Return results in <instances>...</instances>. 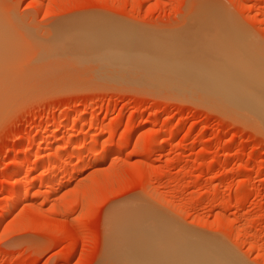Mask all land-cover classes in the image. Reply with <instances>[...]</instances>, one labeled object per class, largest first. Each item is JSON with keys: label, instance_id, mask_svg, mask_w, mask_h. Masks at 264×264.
Returning <instances> with one entry per match:
<instances>
[{"label": "rangeland", "instance_id": "rangeland-1", "mask_svg": "<svg viewBox=\"0 0 264 264\" xmlns=\"http://www.w3.org/2000/svg\"><path fill=\"white\" fill-rule=\"evenodd\" d=\"M0 15L10 35L0 33V264H123L118 247L141 235L139 221L150 234L163 221L240 264H264V125L191 80L198 68L216 87L225 54L224 67L248 66L242 48L264 50V0H0ZM225 18L244 33L241 50L236 37L225 41ZM123 41L149 48L133 55ZM191 56L201 62L187 65ZM45 128L56 130L39 149Z\"/></svg>", "mask_w": 264, "mask_h": 264}, {"label": "bare ground", "instance_id": "bare-ground-1", "mask_svg": "<svg viewBox=\"0 0 264 264\" xmlns=\"http://www.w3.org/2000/svg\"><path fill=\"white\" fill-rule=\"evenodd\" d=\"M200 3V2H199ZM207 6V5H206ZM203 7V6H202ZM222 18V17H221ZM218 19V18H217ZM220 19V18H219ZM229 19V18H228ZM228 19H226L225 18V20L223 21V23L224 22H228V25H229V20ZM0 22H2L3 21V19H1V15H0ZM222 20V19H221ZM6 22V21H5ZM221 22V21H220ZM3 23V22H2ZM2 23H1V26H2ZM222 23V22H221ZM232 22H231V20H230V27L229 28H231V30H229L228 32H231V31H233L232 29H234V31L235 30H237V28L235 27V28H233V27H231L232 25ZM223 25V24H222ZM224 25H227L226 23H224ZM227 25V26H228ZM235 25V24H234ZM5 27V26H4ZM3 27V32H0L1 33V35H2V37L3 38H8L7 36H10V35H8V34H5V33H7L5 30H7L6 29V27L4 28ZM224 27V26H223ZM185 29V28H184ZM224 29V28H223ZM8 30H9V28H8ZM224 30H228V28L227 27H225V29ZM223 30V31H224ZM10 31H12V30H10ZM114 32H116V31H114ZM121 32V31H120ZM122 32H125V31H122ZM122 32L120 33V35L122 34ZM180 32V31H179ZM237 32H241V31H238L237 30ZM237 32H235L234 34L236 35V36H234V34H232L233 32H231L229 35L226 33V32H224V34H223V36L224 37H226L227 35V37H226V40L225 41H231L230 40V38H232V37H236L235 39L234 38H232V39H234L233 41L237 44L238 42V45L237 46H240V48H239V50H241V48H242V46H244L243 45V42H244V44L246 43V40H239V37H242L243 39H245L244 37H243V35L241 36V34L243 33H239V34H237ZM2 33H4V34H2ZM126 33H129V32H126ZM125 33V34H126ZM181 33V32H180ZM131 34H134V33H130V35ZM227 34V35H226ZM244 34V33H243ZM124 35V33L121 35V36H123ZM130 35H128V37L130 36ZM137 34H135V36H136ZM233 35V36H232ZM5 36V37H4ZM121 36H119V37H121ZM132 36H134V35H132ZM230 36V37H229ZM125 37H126V35H125ZM246 37V36H245ZM127 38V37H126ZM135 38V37H134ZM121 39H123V38H121ZM129 38H127V40H128ZM132 39V38H131ZM131 39H129V40H131ZM145 39V38H144ZM246 39H248V38H246ZM118 40H119V38H118ZM223 40H224V38H223ZM134 41H136V40H134ZM248 41H249V39H248ZM121 42V41H120ZM128 42V41H127ZM224 42V41H223ZM242 42V43H241ZM0 43H2V42H0ZM226 43V42H225ZM241 43V44H240ZM248 43H251L252 45H254V46H256V44L255 43H253V42H248ZM131 44H134V43H131ZM131 44H126L125 43V45H124V41L122 42V45H124L123 47H122V51L124 52V48L125 47H127L126 49H128V50H131V52L133 53V55H134V49H143V51L141 50V52L142 53H140V51L139 50H136L137 52H139V53H136V55H139V54H143L144 55V50H145V47L146 48H149V46L147 47V46H145L146 45V43L145 44H143L144 45V47L142 48V46H134V47H132L131 48V46H133V45H131ZM224 43H222L221 45H223ZM229 44V45H228ZM228 44H225L226 46L228 45L229 47H230V45L231 46H233L232 45V43H228ZM118 46L120 45V47H119V50H120V48H121V43H119V44H117ZM131 45V46H130ZM142 45V44H141ZM148 45V44H147ZM221 45H219V46H221ZM225 45L223 46V47H225ZM242 45V46H241ZM247 45V44H246ZM245 45V49L244 48H242V51L244 50L245 51V53H243L244 54V56H245V54H247L248 55V60L246 59V56H245V63L244 62H241V63H244L245 65H248V64H250V65H248V66H244V65H242V66H233V64H232V67L231 66H226V67H224L223 65H227L226 64V62L225 61H228L229 59H228V56H227V54H225L226 55V58L228 59H226V58H224L225 59V61H223V60H220V59H218V58H216L218 61L220 60V63L218 62V61H216L217 63H219V64H222V62H223V64L222 65H219L220 66V68H224L226 71L225 72H227V74L224 72L223 74H225L226 75V77H225V75H224V77H219V73H218V78H217V80L216 81H212L213 79H215V78H213L212 79V77H214V76H212V77H210L211 75H209V73H206V74H208L209 76H208V78L210 77L212 80L210 81V82H213V83H215V86L217 87V89H216V87H213V86H211L210 84H207L208 82H206L205 83V80L207 79V80H209L208 78H206V76H204V83H202L201 82V80L203 81V79H201V77L200 76H195L196 75V72L199 74L200 73V71H201V69L200 70H198V68H196V66L194 67V68H196V70L194 71V70H191V72L192 71H194V72H192V73H194L195 75H193V77L194 78H191V80H192V82L193 81H195V79L197 80V78L199 77V79H198V81L200 82V83H202V85H200L199 84V82H197V81H195L194 83H193V85L196 83V85H198V86H204V88H209L210 90H213V91H218V92H220V94H222V98H223V95H226V97H228L229 98V100H230V102L234 105V106H236V108L240 111H242V112H244V114H248L249 113V115H250V113H251V115L250 116H252V118L254 119V117H255V119H256V122L258 121L259 123H260V126L261 125H264V59H262V58H264L263 56L261 57L260 56V58H259V55H261V53H263L262 55H264V50L262 51L261 50V53L260 54H258V52L257 53H255V50L257 49V50H259V49H261L259 46H256L257 48L255 49V47L252 49V46H251V48H250V46H249V48H247V46ZM249 45V44H248ZM152 47V46H151ZM223 47H220V48H222V49H224ZM130 48V49H129ZM165 48V47H164ZM212 48V47H211ZM226 48V50H227V47H225ZM232 48V47H231ZM234 48H236V50L238 49V47H236V45L234 46ZM125 49V51H126V53H123V55L125 56V58L127 57V55L128 56H130L129 54H130V52H128L129 54H127V50ZM153 48H151V50H152ZM215 49H217V47L215 48ZM250 50L251 49V51L254 53V54H256L255 55V58H254V56H252V57H250L251 55H249L250 53H246L248 50ZM207 50V49H206ZM214 50V49H213ZM218 51L216 52V53H218L219 52V49H217ZM225 50V51H226ZM154 51V50H153ZM152 51V53H154ZM216 51V50H215ZM243 51V52H244ZM121 52V51H120ZM120 52H118V54H121ZM147 52L149 53L150 51H148V49L146 50V53H145V56L146 57H149L150 58V55H147ZM196 52H198L197 50H196ZM196 52H192V55L194 54V56L196 55L197 56V53ZM207 52V51H206ZM210 52H212V51H210V49H209V53ZM223 52V51H222ZM221 52V54H223ZM231 52V51H230ZM237 53H239L238 51H236ZM209 53H208V55H209ZM234 53V52H233ZM127 54V55H126ZM157 54V55H156ZM155 54V56L156 57H158L159 56V54L158 53H156ZM201 54H204V53H200V54H198V55H201ZM211 55H212V53H210ZM228 54H229V56H231L232 57V55L229 53V51H228ZM257 54H258V58H257ZM132 55V54H131ZM133 55H132V57H133ZM153 55V54H152ZM170 55V54H169ZM173 55V54H172ZM191 55V54H190ZM218 55H219V53H218ZM224 54L223 55H221V56H225ZM239 55H240V53H239ZM253 55V54H252ZM118 55H116V57H117ZM144 56V57H145ZM174 56V55H173ZM194 56H191V57H194ZM206 56V55H205ZM203 57V56H201V57H198V58H205V60L202 62V63H205V61H206V63H208V64H210L211 63V65H212V63H215L214 65H216L217 63L216 62H212L213 60H211V62L209 63V62H207V59H209L210 58V56H208L209 58H207L206 59V57ZM213 56L214 57H216L215 55H214V53H213ZM119 57V56H118ZM135 57V56H134ZM139 57H142L141 55L139 56ZM145 57V58H146ZM191 57H186L185 59L188 61V58H191ZM197 57H194L193 58V60H191L189 63H187V61L184 63V61H185V59H183V58H180V61H182V60H184L182 63H184V65L187 63V65H193V62H197L195 59H197L198 60V58ZM233 57L235 58L236 57V55L234 56L233 55ZM242 57V56H241ZM119 58H121V56L119 57ZM128 58V57H127ZM126 58V59H127ZM131 58V57H130ZM138 58V57H137ZM145 58H143V61L145 60ZM148 58V59H149ZM154 58V57H153ZM174 58H176V56H174ZM212 58V57H211ZM210 58V59H211ZM252 58H254L253 59V62H252ZM129 59V58H128ZM141 59V58H140ZM139 59V60H140ZM152 58H150V61H152L151 60ZM158 59V58H157ZM213 59V58H212ZM223 59V58H222ZM238 59V58H237ZM117 60H119L120 61V59H117ZM154 60H156V58H154ZM231 60V59H230ZM229 60V61H230ZM240 60H243V59H241L240 58ZM247 60V61H246ZM249 60H250V62H249ZM259 60V61H258ZM142 61V60H141ZM140 61V62H141ZM146 61V60H145ZM158 62H159V60H157ZM160 61H162V60H160ZM166 61H168V60H166ZM177 61H179V59L178 60H176V63H177ZM179 61V62H180ZM193 61V62H192ZM199 61V60H198ZM215 61V60H214ZM256 61V62H255ZM258 61V62H257ZM262 61V62H261ZM123 62V61H122ZM132 62V61H131ZM148 62V61H147ZM169 62V61H168ZM171 62V61H170ZM173 62H174V60H173ZM178 62V63H179ZM192 62V63H191ZM199 62H201V61H199ZM240 62V61H239ZM248 62V63H247ZM255 62V64H252V63H254ZM261 62V63H260ZM130 62H128V64H129ZM134 63V62H133ZM143 63V62H142ZM149 63V62H148ZM161 63V62H160ZM182 63H180L181 65H182ZM233 63V62H232ZM240 63V64H241ZM259 63V64H258ZM263 63V64H262ZM164 64V63H163ZM167 64H169V63H167ZM174 63H172V65H173ZM180 64H178L179 66H180ZM230 64V63H229ZM235 64V63H234ZM239 64V63H238ZM134 65V64H133ZM138 65H140V63L138 64ZM137 65V66H138ZM176 65V67H178V65L177 64H174V66ZM195 65V64H194ZM193 65V66H194ZM206 65V64H205ZM214 65L212 66V67H214ZM231 65V64H230ZM253 65V66H252ZM159 66H160V64H159ZM218 66V65H217ZM223 66V67H222ZM129 67V66H128ZM182 66H180V70H182L183 68H181ZM192 67V66H191ZM197 67H199V66H197ZM202 67H203V65H202ZM216 67V66H215ZM171 68H173V67H171ZM187 68V67H186ZM190 68V67H189ZM189 68H187V70L189 69ZM199 68H201V67H199ZM209 68V67H208ZM217 68V67H216ZM229 68H231V69H229ZM141 69V68H140ZM143 69V68H142ZM165 69V68H164ZM176 69V68H175ZM214 69V68H213ZM210 70V68H209V70H208V72H210V71H216V69L215 70ZM221 69V70H222ZM170 70V69H169ZM179 70V69H178ZM182 71V72H184V74H185V72L187 73L188 71ZM205 70H206V68H205ZM134 71V70H133ZM136 71V70H135ZM139 71V70H138ZM142 71V70H141ZM140 71V72H141ZM150 71V70H149ZM199 71V72H198ZM224 71V70H223ZM147 72V71H146ZM151 72V71H150ZM159 72V71H158ZM167 72H168V70H167ZM181 72V73H182ZM190 72V71H189ZM188 72V73H189ZM190 72V73H191ZM207 72V71H206ZM222 72V71H221ZM128 73V72H127ZM142 73H145V72H142ZM153 73V72H152ZM151 73V74H152ZM166 73V72H165ZM211 73V72H210ZM135 74V73H134ZM141 74V73H140ZM171 74V73H170ZM173 74H175V72H173ZM201 74V76L203 75L202 74V72L200 73ZM205 74V75H206ZM216 74V73H215ZM158 75H160V73L158 74ZM165 75V74H164ZM164 75H163V77H164ZM220 75H221V73H220ZM134 76V75H133ZM182 76V75H181ZM187 76V83H186V85L189 83L190 84V82H188L190 79V77L189 76H191L192 77V74H188V75H185L184 77H186ZM216 76H217V74H216ZM141 77V76H140ZM160 77V76H159ZM183 77V78H184ZM136 78V77H135ZM138 78H139V76H138ZM156 78H158V77H156ZM170 78V77H169ZM177 78H178V80H176V81H178V82H180L179 81V79L181 78H179V76H177ZM160 79V78H159ZM165 79H168V76H167V78H165ZM173 79V80H172ZM170 78L169 79V81H175L174 80V75H173V78ZM176 79V78H175ZM162 80H164V79H162L161 78V81ZM181 81H185L186 80V78H184V80L183 79H180ZM154 81V80H153ZM168 81V80H167ZM157 82H158V80H157ZM137 83V82H136ZM153 83V82H152ZM182 83V82H181ZM184 83V82H183ZM192 84V83H191ZM206 84V85H205ZM168 85V84H167ZM189 86V85H188ZM195 86V85H194ZM193 86V87H194ZM155 87V86H154ZM161 87V86H160ZM163 87H165V86H163ZM180 87V86H179ZM185 86H183V88H184ZM192 87V86H191ZM211 87H213V88H211ZM185 89V88H184ZM195 89H197L196 87H195ZM199 89V88H198ZM179 90V89H178ZM177 90V91H178ZM181 90H183V89H181ZM200 90V89H199ZM199 90H197V91H199ZM206 90V89H205ZM205 90H203L204 92H205V94L207 93V90L205 91ZM209 90V91H210ZM185 92H186V89L184 90ZM183 91V92H184ZM201 91V90H200ZM199 91V92H200ZM222 91H224V93L222 92ZM184 92V93H185ZM189 92V90L187 91V93ZM203 92V93H204ZM217 92V93H218ZM226 92V93H225ZM194 93V92H193ZM198 93V92H197ZM202 93V92H201ZM202 93V94H203ZM189 94V93H188ZM210 94H212L211 92H208V95L209 96H212V95H210ZM213 94H214V92H213ZM220 94H218V95H220ZM199 95H200V93H199ZM208 95L206 96V98H208ZM187 96V95H186ZM203 96H204V94H203ZM214 96H215V94H214ZM201 98H202V95L200 96ZM211 98V97H210ZM213 98V97H212ZM211 98V99H212ZM218 99V100H220L219 99V96H218V98H217V96L216 97H214L213 99L215 100V102H216V99ZM224 98H223V102H224ZM205 101V100H204ZM228 101V100H227ZM211 102H213V100L211 101ZM221 102H222V100H221ZM222 102V103H223ZM229 104V103H227L226 104V102H225V106L227 107L228 106V104L231 106L232 104ZM219 102H218V106H219ZM224 104V103H223ZM222 106V104L220 105V107ZM222 108V107H221ZM232 108H234L233 106H232ZM231 107H227V109H230V111L232 112H234V110L232 109ZM224 109V108H223ZM227 109H226V111H227ZM236 112H238V111H236ZM235 112V113H236ZM234 113V114H235ZM239 113H241V112H239ZM238 113H236L235 115H237ZM239 116H240V114H238ZM244 116H247V115H244ZM244 116H242V117H244ZM67 121L71 118V115L68 113L65 117H64ZM127 118V117H126ZM247 119H249L250 117H246ZM252 118H250V122H255V120L253 121L252 120ZM48 120H53V121H55V119H56V117H48L47 118ZM74 119V118H73ZM76 119V118H75ZM243 119V118H242ZM79 120H80V118H79ZM57 121V120H56ZM55 121V122H56ZM249 121V120H248ZM47 122V121H46ZM65 122V121H64ZM256 122H255V124H256ZM96 123H97V121H96ZM259 123H257V126H258V124ZM85 124V123H84ZM101 124V123H100ZM54 125V124H53ZM93 125V124H92ZM112 125V124H111ZM114 125V124H113ZM112 125V126H113ZM261 127H263V126H261ZM264 128V127H263ZM64 129V128H63ZM56 130V128L54 129V128H51V129H48V128H45L44 130H43V132L41 133V135H40V138L38 139L39 141L36 143V147L37 148H39L40 146H42L41 145V142L43 141V140H45L46 138H47V136L50 134V132L52 133V131H55ZM61 132H63V131H61ZM81 133V132H80ZM80 133H78V134H80ZM54 134V133H53ZM78 134H71L69 137H71V138H76L77 136H79ZM130 134H132V133H130ZM130 136V135H129ZM132 137V136H131ZM62 138V137H61ZM125 138V137H124ZM126 138H128L127 136H126ZM129 139H130V137H129ZM129 139L127 140V141H129ZM57 140H59V139H57ZM61 140V139H60ZM66 140V139H65ZM126 140V139H125ZM34 141H36V140H34ZM56 141V140H55ZM131 141V140H130ZM48 142V141H47ZM121 142V141H120ZM124 142V141H123ZM35 143V142H34ZM63 143H64V141H63ZM62 143V144H63ZM66 143V142H65ZM125 143V142H124ZM168 143V142H167ZM56 144V143H55ZM94 144H96V140H95V142H94ZM98 144V143H97ZM49 145H51L50 143H49ZM114 145V144H113ZM116 145V144H115ZM122 144H120V145H117V146H115V147H118L119 148V146H121ZM166 145V144H165ZM35 147V148H36ZM46 147V146H45ZM50 147V146H49ZM54 147V146H53ZM60 147V146H59ZM115 147H111V148H109L108 150H105V152L104 153H106V151H107V155H108V153L109 152H113V150L115 149ZM163 147V146H162ZM36 148V149H37ZM41 148V147H40ZM39 148V149H40ZM58 148V147H57ZM56 148V150H58ZM143 148V147H142ZM46 150V149H45ZM143 150V149H142ZM63 151V150H62ZM118 151V150H117ZM50 152V151H49ZM58 153V152H57ZM83 153V152H82ZM105 154V155H106ZM53 155H54V152H53ZM73 155H75V154H73ZM62 156V155H61ZM102 156H104V154H102L101 155V158L103 159L104 157H102ZM57 157V156H56ZM85 158V157H84ZM94 158V160H99L100 161V159L101 158H99L98 156H96V157H93ZM83 159V158H82ZM43 161V157H41V158H39L38 159V163L39 162H42ZM48 161V160H47ZM62 161V160H61ZM36 163V162H35ZM30 169L28 168V167H26L25 169H24V171H23V174H22V178L23 179H26L28 176H29V173H30V171H29ZM14 188V187H13ZM14 190V189H13ZM18 190V189H17ZM27 190H28V188H27V186L25 187H21L18 191H17V193L15 194V196H14V199H12L13 200V202H12V207L13 208H16L17 207V205L21 202V200H22V198H24V195L26 194V192H27ZM238 193V192H237ZM246 195V194H245ZM234 196V195H233ZM244 195L241 193V194H239L238 195V198H242ZM243 198H245V197H243ZM134 203V202H133ZM138 205H140V204H138ZM127 206V205H126ZM139 207V206H138ZM138 207H136V209L138 208ZM140 208V207H139ZM133 209V208H132ZM127 210V209H126ZM130 209H128L127 211H129ZM135 210V209H134ZM138 211L137 212H140L139 211V209H137ZM142 211V213L145 211V209H144V211L143 210H141ZM7 212V211H6ZM136 212V213H137ZM135 213V214H136ZM132 215L134 214V211H133V213H131ZM139 214H141V212L139 213ZM157 217V216H156ZM218 218H219V216H218ZM160 219V218H159ZM223 220H224V218H223ZM165 221V220H164ZM128 222V221H127ZM126 222V223H127ZM130 222V221H129ZM128 222V223H129ZM160 222V221H159ZM118 223V222H117ZM131 223V222H130ZM227 223V222H226ZM116 224V223H115ZM167 223H163V221H162V223L160 222V223H158V225L157 224H153L154 225V229H152V231L155 233H149V230H150V228L149 229H146V227H149L150 225L149 224H143L142 222H140L139 221V223H135V227H136V229H137V231L139 232V233H141V235L140 236H138V237H134V238H128L127 239V237L126 238H124L123 240H124V242H125V244H124V242H122L119 246H121V247H118L119 248V250H121L120 251V255L122 256L121 258H122V260L121 261H123V264H240V262L238 263L237 262V259L235 260L234 259V256H232L231 255V253L229 252V251H227V252H229V253H227V252H225V250H223L224 248L223 247H221V245H219V244H217V242L216 243H210V242H207V241H209L208 239H203V238H201V237H194V236H191V235H189V234H187L186 232H183L182 231V228L181 229H177V227H175V226H173V225H170V224H167ZM224 224V223H223ZM119 225H121V223L120 224H118L117 226H119ZM146 227H145V226ZM152 225V226H153ZM175 225V224H174ZM226 225V224H225ZM116 226V227H117ZM122 226H123V224H122ZM128 226V225H127ZM113 227V226H112ZM118 228V227H117ZM123 228V227H122ZM121 228V229H122ZM120 229V228H119ZM133 229V228H132ZM132 231V230H131ZM115 233H116V231H115ZM122 233V232H121ZM139 235V234H138ZM131 236V235H130ZM121 237V236H120ZM199 238H201V239H199ZM117 240H118V236H117ZM203 240V241H202ZM205 240V241H204ZM252 242V241H251ZM124 245V246H123ZM255 245V244H254ZM258 246V245H257ZM255 247V246H254ZM253 247V248H254ZM114 248V247H113ZM261 249V248H260ZM256 250V249H255ZM118 253V252H117ZM258 253V252H257ZM125 254V255H124ZM134 254V255H133ZM124 255V256H123ZM233 257H231V256ZM125 258V259H124ZM120 259V258H119ZM126 260V261H125ZM113 261L115 262V260L113 259ZM113 261H111V262H113ZM120 261V262H121ZM113 262V263H114ZM119 262V263H120ZM112 263V264H113Z\"/></svg>", "mask_w": 264, "mask_h": 264}]
</instances>
